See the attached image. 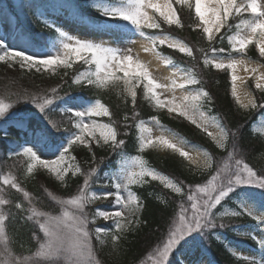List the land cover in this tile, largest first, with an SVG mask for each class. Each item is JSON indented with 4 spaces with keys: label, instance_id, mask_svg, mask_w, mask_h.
<instances>
[{
    "label": "snow or ice",
    "instance_id": "6c2138e0",
    "mask_svg": "<svg viewBox=\"0 0 264 264\" xmlns=\"http://www.w3.org/2000/svg\"><path fill=\"white\" fill-rule=\"evenodd\" d=\"M89 4L102 18V22L95 24L94 27L109 34L110 40L97 42L87 37L74 36L57 25L54 20L47 18L50 12L66 11L77 16L79 23H88L82 15L75 12L73 0L30 2L27 6L35 9L34 15L38 20L42 19L54 35L44 44L36 46L32 44L28 34L18 26L11 34V38L23 45L17 48L10 45L8 33H0V62L11 68L18 66L19 69L28 72L35 70L42 75L48 73L56 76L60 74L59 70L63 69L61 75L63 79L74 63L83 61L88 69L79 71L73 77V85L82 87L87 85L96 90L122 87L126 103L127 97H131L133 119L139 117L135 106L137 89H140L143 99L151 107L157 111L166 108L170 115L183 117L205 133L216 149L223 150L224 155L216 158L207 150L201 151V146L184 141L194 150L193 155L169 138L171 130L165 128L157 116H153L150 121L159 127L160 134L155 136L149 122L139 119L134 125L138 131L135 145L138 153L142 154L149 148L172 149L192 166L189 171L208 173L204 182L185 186L182 182H176L168 175L150 167L143 155H129L126 152L127 141L121 138V133L114 126L115 122L99 123L93 119L112 116L109 107L100 99L88 102L74 101V104L79 103V108L69 106L60 95L59 85L52 87L47 93L18 95L15 100L2 97L0 122L5 123L0 127V136L6 140L10 135L9 127L19 130L24 143L15 145L9 142L7 157L23 161L25 177L34 174L39 167L62 184L66 183L69 172L72 176L82 175L83 183L78 187L77 194L68 199L53 194L47 188L44 189L47 197L58 206L59 212L56 214L54 210H41V202L22 187L16 176L3 175L0 179V264H100L94 255L93 230L90 225H95L97 218H102L105 222L112 221L108 228L96 226L94 233L101 245L105 243L102 234H111V240L115 244L126 232L132 230L134 223L137 225L140 223L138 216L143 203L132 190V186L147 185L151 181H158L181 199L177 210H174L166 239L151 251L146 264H198L196 260L185 259L186 254L194 253L201 240L207 239L209 233L220 239L215 230L229 227L222 222L224 218L243 216L257 221L261 235L258 238L252 232L234 230L258 244L259 258L236 256L235 251L232 254L243 260L244 264H264V211H257V205L264 209V169L258 172L245 162L238 140L242 128L237 126V131L233 132L223 122L222 117L211 114L213 97L203 88V82L198 78L196 66L199 61L194 54V51L202 54L205 69L212 68L228 73L231 96L240 109L260 110L261 119L251 121L250 131L257 138L264 139V99L258 102L251 92L241 91L237 84L238 80L241 84L245 83L238 75V69H243L255 79V88L264 95V72L260 71L264 65L251 66L250 58L243 55L249 45L255 44L260 57H264V2L175 0V4L186 6L194 12L198 23L190 27L194 30L200 29L202 38L208 43L207 48L196 49L180 38L165 34L162 30L161 21L169 27L173 25L181 29L184 27L173 6V0H89ZM148 9L154 14H149ZM3 11L0 8V15ZM235 18H239L238 22L230 24L229 20ZM146 28L161 31L146 34L144 31ZM225 29L226 32L223 31ZM137 37L150 42V47L143 46L145 53L160 56L158 49L166 46L195 63L186 68L175 65V71L184 75L171 79L170 83L167 80L161 81L154 75L156 69L149 62L141 60L130 46ZM225 39L229 45L228 49L215 46L216 43L223 44ZM233 53L241 55L234 56ZM172 63L170 58H164L165 65ZM178 79L181 82H178ZM178 89L182 91L180 96L176 95ZM165 94H170V98ZM21 101L32 104L43 116V120L36 111H15L16 105ZM57 112L63 114L66 120L54 119L52 114ZM128 119L126 115L125 128L129 127ZM65 125H70L71 130ZM65 132L67 136L64 135ZM127 135V132L123 133V136ZM77 144L85 146L92 153L94 163L96 158L93 144L101 149H109L119 158L118 167L115 171L105 172L101 176L98 172L99 163L86 172L76 163L67 164L69 158L75 160V157L70 156V150ZM45 151L56 158L42 159L41 155ZM261 155L264 156V153ZM97 183L100 187H110L114 191L97 192L93 189V185ZM3 186L21 193L26 205L22 202L15 203L14 208L18 211L13 213L11 211L13 201L8 198ZM250 189L259 191L254 193ZM109 197L113 198L112 204L116 210L96 209L89 213V205L98 200H107ZM233 197L236 198L237 207L225 209V205ZM18 217L25 223L34 225L30 239L34 242L35 248L19 240L15 231L11 235L7 231L6 222L14 223ZM218 220L221 222L218 223ZM16 245H19L20 251L15 250Z\"/></svg>",
    "mask_w": 264,
    "mask_h": 264
},
{
    "label": "trees",
    "instance_id": "16d2710c",
    "mask_svg": "<svg viewBox=\"0 0 264 264\" xmlns=\"http://www.w3.org/2000/svg\"><path fill=\"white\" fill-rule=\"evenodd\" d=\"M18 1L21 2V12L24 14L26 17L25 19L28 22V32L36 35H46L44 32H40L38 30L36 22H38V24L41 22H39L37 17L34 15L35 9L27 6L30 2L38 3L42 2V0ZM73 5L75 12L82 15L93 25L102 22L100 14L90 6L89 0H73ZM175 7L184 27L182 29L177 28L176 26L168 27L161 23L163 32L184 40L185 43L192 46L194 49L199 47L207 48L208 43L202 38L201 31L199 29L194 30L193 27H190V25L197 23L194 17V12L184 6L182 7L176 5ZM75 17L77 18V16ZM238 19L239 18L230 19L229 23L234 25L238 22ZM144 31L146 34H154L160 32L161 30L145 29ZM223 31L226 32L227 30L225 29ZM215 46L217 48H229L227 39H225L223 44L216 43ZM158 50L164 57L170 58L174 66L179 65L181 68H186L195 63L190 58L175 50L169 49L166 46H162ZM194 54L197 56L199 61L196 66L198 78L202 80L203 88L213 97L211 114L222 117L223 122L226 123L227 127L233 132L237 131V126L242 128L238 140L245 162L249 163L250 166L254 167V169L259 172L264 169V156L261 155L264 153V139L254 136L250 131V128L252 127L251 121L260 120V110L244 111L237 107L230 94L228 73L224 71H217L212 68L205 69L202 64V54L198 51H194ZM233 55L240 56L241 54L233 53ZM243 55L245 58H250L251 61L259 62L264 65V58L260 57V55H258L253 48L246 50ZM2 67L6 66L0 65V97L2 96L15 100L18 95L47 93L52 87L59 85L60 95L64 97L65 100H77V98H80L84 102H88L100 99L102 103H105V105L109 107L112 116L103 117L99 120L103 123L115 122L114 126H116L118 132L121 133V138H125L127 141L126 152L129 155L140 154L135 146L137 137V129L134 126L135 123H137L139 119L151 121L153 116H157L161 124L170 129L173 133L181 135L188 142L201 146L214 157L219 158L224 155L223 150L216 149L213 143L208 140L206 141L201 133L192 129L186 122L178 119H170L165 114H161L154 110L150 104L143 99L141 92H137L138 95L135 106V111L139 113V117L133 119V105L131 100L127 99L126 103L125 99L110 90H96L90 86L82 87L79 85H73L72 79L79 71L84 70L83 65H75V68L68 71V75L63 76V79H61V76L41 77L33 75L30 77L26 76L24 73H18L15 75L11 73L8 75L3 73ZM61 74L63 75V73ZM253 93L258 102L264 99V95L260 92L254 91ZM57 103L60 102L57 101ZM33 109L34 106L32 104L27 101H21L18 105H16L14 110L18 112H34ZM52 115L54 119L63 117V114L60 115L59 112ZM126 115L129 117L127 121L129 127L127 128L124 127V117ZM40 118L43 120L42 115ZM33 122L35 121L33 120ZM4 123L5 122H0V127H2ZM8 131L10 135L6 140L0 136V179H2V176L7 168H13L14 171H16V177L20 181L22 187L32 193L33 197L41 202V210H54L55 213L58 214V206H56L54 202L47 197L44 189L47 188L53 194L61 198H70L72 195L77 193L76 191H78V187L83 183V176L80 175L76 178L69 179L66 187H61L56 182L52 181L50 178H46L42 174L25 177V174L19 169V167L25 166L23 161L7 157V152L10 148L9 142L19 145L23 144L24 140L21 138V134L18 129L9 127ZM124 132H127L128 135L123 136ZM64 135L67 136L66 132ZM83 156L88 157V154L85 153ZM143 157L148 161V165L150 167L156 169L161 174L168 175L176 182H182L185 186H194L197 183H202L208 176L207 172L198 174L192 173V171H189V168L186 167L178 158H172L169 156L163 158L150 153H144ZM95 158L96 163L100 164L98 172L101 176H103L105 172L116 170L119 158L116 157L115 154L111 153L109 149L96 150ZM83 168L86 172L87 167L85 168L84 166ZM3 187L5 188L8 198L13 201V205L11 206V211L13 213L18 211L14 208L15 203L22 202L26 205V201L23 200L21 193H17L15 190L10 189L7 186ZM132 190L137 194L140 201L143 203V207L138 218L140 223L134 231L125 235V237L120 239L117 244H109L103 248V251L101 252L102 255L100 254L102 257L100 264H138L142 260L146 259L151 251L160 245L166 238L168 226L173 217L174 210H177V205L181 197L173 194L169 189L163 188L157 182L149 183L140 187L134 186ZM256 190L259 191L258 189ZM157 197H160L161 199H157ZM234 199L235 197L228 201L225 206L230 207L231 209L234 208ZM5 207L7 208L8 206ZM243 221L245 223H253L251 219L244 216ZM6 224L7 231L10 235L13 231H15L18 233L19 240L26 242V245H29L32 248L36 247L34 242L30 239L34 229V225L32 223H25L18 217L16 222H6ZM215 233H220L221 235L223 234L225 241H219L214 237L213 233H209L207 239L201 240V247L204 251H207L210 254L211 259L215 262V264H244L237 260L226 248V243L228 242L236 243L241 246L245 245L252 249L257 247L256 243L252 239L246 236L242 237L237 235L231 227L223 229L218 228L215 230ZM15 250H21L19 245L15 246ZM109 251L111 254L114 253L116 255L115 259L108 256Z\"/></svg>",
    "mask_w": 264,
    "mask_h": 264
},
{
    "label": "rangeland",
    "instance_id": "374dc122",
    "mask_svg": "<svg viewBox=\"0 0 264 264\" xmlns=\"http://www.w3.org/2000/svg\"><path fill=\"white\" fill-rule=\"evenodd\" d=\"M238 2H239V0H238ZM262 2H264V0H262ZM173 3L175 4V0H173ZM175 5H177V4H175ZM20 6H21V2L18 1V0H0V8H2L4 10L3 14L0 15V33H8L9 34V36H10V45H14L17 48L23 46L20 42H18L14 38H11V34L16 31L18 26H19V28L23 29L28 34L29 38L31 39L32 44L36 45V46L44 44L49 38L53 37L54 32L50 31L45 26V24L43 23L42 19L39 20L40 22L42 21L41 23L38 24V22H36L37 26H38V30L40 32L41 31L44 32L47 36L43 35V34L42 35L41 34L36 35V34L29 33L28 32V27H27L28 22L26 21V19H25L26 17L24 16V14H22ZM178 6H180V5H178ZM149 14H154V13H152L151 9H149ZM47 18L49 20H54L55 23L57 25H59V26H62V28L64 30H67L70 34H72L74 36H78V37H86L85 33L97 30L94 27V25L91 22H89L88 20H87L88 23H86V24L79 23L78 19L74 15H70L66 11H61V12H57V13H49ZM157 19H159V17H157ZM161 23H163V22L161 21ZM38 37H41V38H44V39L42 40L41 38H38ZM107 37L111 38L110 35H108ZM88 39H90V38H88ZM105 40L106 39L102 38V39L98 40L97 42L105 41ZM141 42L145 43L146 44L145 46H149L150 47V42L149 41H147V40H145L143 38L137 37L135 42L132 45H130L133 48L135 53H137L136 50H135L136 47H139V45H141ZM128 46L129 45H122V47H128ZM249 46L254 47L258 51V49H257L255 44H251ZM31 50L32 49H29V51H31ZM138 55H139L141 60L145 61V59H149V61L147 60L146 62H149L151 64V66L156 69V71L154 72V75L161 81L167 80L170 83L171 79L182 77L184 75V73L176 72L175 71V66L173 64L172 65H165L164 64V58L165 57L162 54L160 56H156L155 53H145L143 51V47H142V48H140V52H139ZM151 61L152 62L154 61L153 62L154 65H152ZM250 63L251 64H255L256 66L257 65H262L259 62L257 63V62H253L251 60H250ZM77 64H80V65L84 66L85 69L82 70V71H85V70L88 69V66L83 64V61H78V62L74 63L72 68L68 69L67 71L73 70L75 68V65H77ZM0 65H5V64L3 62H0ZM5 66L6 67H2L3 68L2 71H3V73L8 74V75H10L11 73H13V75L18 74V73H20V74L24 73L26 76H30V77H32L33 75L41 76V77H43V76L54 77V76L49 75L48 73H43V75L41 73H36L35 70H33L32 72H28L26 70H21V69H19L18 66L15 67V68L8 67L7 65H5ZM63 71H64L63 69H60L59 70L60 74L56 75V76H61L62 75L61 73H63ZM260 71L264 72V67H261ZM120 75H122V73ZM242 78H243V80L245 82L244 84H241V82L237 81V84H238V87L240 88V90L241 91L251 92L252 95H254V93H253L254 90H257L255 88V83H256L255 79L252 78L250 75L243 76ZM178 82H181V80L178 79ZM192 87H194V86H192ZM230 89H231V87H230ZM252 89H254V90H252ZM102 90H105V91L111 90L112 92L118 94V96H121L123 99H125L124 96H123L122 87H110V88L102 89ZM137 92H141V90L137 89ZM137 95H138V93H137ZM165 95L169 96V98H170V94H165ZM176 95L177 96L182 95V91L178 89L176 91ZM0 98H2V96ZM161 98L163 99L164 96H162ZM127 99L131 100V97L129 96V97H127ZM65 101L68 102L69 106H75V107L79 108V103H75L74 104V101H83V100L80 99V98H77V100L66 99ZM235 104H236V102H235ZM237 107H239V105H237ZM154 110H156V109H154ZM241 110H243V109H241ZM33 111H36L35 108L33 109ZM244 111H249V110H244ZM157 112H159L161 114H166L168 117H170L172 119H182V120L186 121L193 129H195L199 133H201L204 136V139L206 141L209 140L211 143H213L210 140V138H208L206 136L205 133H203L200 129H198L195 125L191 124L189 121L185 120L183 117H178L175 114L170 115L167 112L166 108L165 109H161V110H159ZM36 114L41 116V114H39L38 111H36ZM60 115H61V113H60ZM100 118H103V117H93V119H96L99 123H103V122H101L99 120ZM260 119H261V117H260ZM56 120H62L63 121V120H66V117L63 116L62 118H58ZM146 122H149V126L153 128V135L154 136L160 134L159 133V127L157 125H155L154 123H151L150 121H146ZM66 126H68L70 128V125H66ZM70 130H71V128H70ZM210 130L214 131L215 129H210ZM66 135H67V132H66ZM137 136H138V131H137ZM169 138L172 139L173 142L183 146L185 148V150H187L190 153H192L193 155H195L194 150L188 144L184 143V141H187V140H185L181 135H179L177 133H173L171 131V133L169 135ZM178 138H182V139H178ZM191 144H193V143H191ZM194 145H196V144H194ZM92 147H93V151L94 152L96 150H100L101 149L100 147L96 146L95 144H93ZM104 149H107V148H104ZM203 150H205V149H203L201 147V151H203ZM85 153L88 154V157H84L83 156ZM144 153H150L152 155H155V156H158V157H163V158H165L167 156L172 157V158L173 157L174 158H178L186 167H188V168L192 167V166L189 165V163H188V161L186 159L180 157L179 154L174 152L172 149H167V148L153 149V148H149V149H146L144 151ZM144 153H142V155ZM242 154H243V152H242ZM56 155H58V153ZM70 156L71 157H75V160L73 161V160H71L69 158L66 161V163L67 164L76 163V164H78L81 167L82 171H84V168H83L84 166H85V168L87 167L86 168L87 170H89L91 167H95L96 164H97L96 162H95L96 164L93 162L92 153L89 152L88 149L85 146L80 145V144H77V145L73 146V149L70 150ZM41 158L42 159H55L56 156L52 155L51 153H49L47 151H45L41 155ZM24 167L25 166L19 167V169H20V171L22 173H24V171H23ZM117 167H118V165H117ZM19 169H17V170H19ZM15 172L16 171H14L13 168H7L3 175L11 174V175L16 176ZM192 173L198 174L200 172L199 171H195V172L192 171ZM37 174H42L46 178H50L52 181L56 182L61 187H66V185L68 184L69 179L76 178V177L80 176L79 174L77 176H72L71 172H69L68 176L66 177V183L62 184L61 182L56 181L55 178L51 174H49L46 170H44L42 168L38 167L35 170L34 174H32L31 176H35ZM155 182L159 183L158 181H151L150 183H155ZM134 186L140 187L139 185H134ZM134 186H132V188H134ZM143 186H145V185H143ZM93 189L95 191H97V192L114 191V189L110 188V187H100L99 183H97V185H95V186L93 185ZM250 191H252L254 193H258V191L256 189H250ZM76 192H78V191H76ZM75 194H77V193H75ZM173 194H175V193H173ZM125 195H126V193H125ZM175 195H177V194H175ZM63 199H68V198H63ZM112 199H113L112 197H109L107 200H98L94 204L89 205V207H88L89 213L90 214L93 213L96 209H103V210H108V211L116 210L115 207L112 204ZM257 200H259L258 196H257ZM233 207L234 208H232V209H235L237 207L236 198L233 201ZM225 209H231V208L225 206ZM221 210L223 211L224 209H221ZM257 211L258 212L259 211H264V209L259 208V205H257ZM244 217H247V218L251 219L253 221V223H248V222L245 223L243 221V217H240V218H224L222 222L225 223V224H228L229 227H231L233 230L234 229H238L239 232H252L253 234H255L259 238V236L261 235V229L257 225V221L252 219V218H250V217H248V216H244ZM138 218H139V216H138ZM217 222L219 223L221 221L218 220ZM111 225H112V221L105 222L102 218H97L96 224L95 225H90V228L93 230V235H92L93 251H94V255L96 256V259L98 261H101V259H102L100 254L103 251V248H105L106 245L107 246L109 244L113 245L114 243L111 240V234H102V238L105 240V243L101 245L99 243V241L96 240L95 233H94V228L96 226L108 228ZM138 225L134 223L132 230L126 232L125 235H127L131 231H134L138 227ZM234 232L236 234H238L237 230H234ZM218 234L220 236V239H218V240L221 241V242L225 241L224 235L223 234L221 235L220 233H218ZM125 235H124V237H125ZM240 236H242V235H240ZM214 237L217 239L215 234H214ZM115 243L117 244L118 241H116ZM258 247L259 246L257 244V248L255 249V251L252 250L253 253H254V255L252 257L259 258ZM226 248L231 252V254H232L233 251H235L236 256H246V253L248 251H250L245 246L243 247V246H241L239 244L229 243V242L226 243ZM108 256L109 257H113L114 259L116 258V255L114 253L111 254L110 251H109V255ZM185 259H187L189 261L196 260V261H198V264H215V262L212 261L210 254L207 251L203 250V248L201 247V243H200L199 247L197 248V250L194 253L186 254ZM237 260H239V259H237ZM146 261H147V258L142 260L138 264H146ZM239 261L243 262V260H239Z\"/></svg>",
    "mask_w": 264,
    "mask_h": 264
},
{
    "label": "bare ground",
    "instance_id": "6f19581e",
    "mask_svg": "<svg viewBox=\"0 0 264 264\" xmlns=\"http://www.w3.org/2000/svg\"><path fill=\"white\" fill-rule=\"evenodd\" d=\"M148 12H149V9H148ZM85 35H86V37H88V38H90L92 40H95V41H98V40H100L102 38L106 39L105 41L110 40V38L107 37L109 34L103 33L102 31H99V30H95V31H92V32L85 33ZM145 45H146L145 43L141 42V45H139V47H136V49H135L136 52L139 54L140 48H142ZM147 60L149 61V59H145V61H147ZM153 62L151 61L152 65H154ZM250 65L251 66H256L255 64H251V63H250ZM238 75L240 77H243V76H247V75H250V74L244 72L243 69H238ZM238 82H240V81L238 80ZM253 255H254V253L252 251H248L246 253V256H249V257H252Z\"/></svg>",
    "mask_w": 264,
    "mask_h": 264
}]
</instances>
